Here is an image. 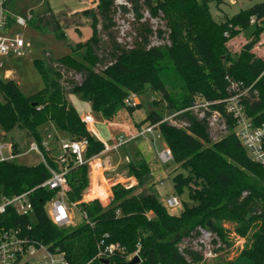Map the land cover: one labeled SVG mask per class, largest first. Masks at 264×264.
<instances>
[{
    "label": "trees",
    "instance_id": "16d2710c",
    "mask_svg": "<svg viewBox=\"0 0 264 264\" xmlns=\"http://www.w3.org/2000/svg\"><path fill=\"white\" fill-rule=\"evenodd\" d=\"M122 1L95 0L94 7L81 11L91 28L87 39L68 43L70 51L61 56L44 50L41 57L33 59L44 82L39 90L26 95L14 79L0 78V137L14 139L7 135L20 129L23 138L40 141L41 127L50 124L61 137L86 139L84 158L89 159L105 145L88 130L69 95H79L110 120L122 108L132 113L142 107L141 101L129 104L126 99L158 94L136 128L156 124L177 164L171 177L175 192L180 195L186 189L188 201L182 200L180 211L174 213L158 200L152 190L150 165L139 150L134 151L136 158L129 157L123 166L126 174L136 178V184H113L107 205L98 198L82 201L89 182L88 163L74 164L70 157L60 163L54 155L56 141L50 149H43V155L52 168H68L67 199L76 203L83 221L75 226L55 225L45 209L56 190L36 187L49 177L48 168L41 161L26 164L11 160L0 161V198L35 187L30 197L33 215H18L9 209L0 214V224L23 228L31 224L30 237L62 252L65 264H94L103 259L108 260L104 264H127L134 252L139 258L134 264H200L204 261L201 250L188 245L180 250L184 239L191 242L198 238L199 227L218 238L214 250L229 248L234 238L241 239L236 256L263 264L264 165L253 161L235 136L236 121L225 112V103L235 93L231 82L249 87L241 97L245 110L255 124L264 122V58L243 47L232 51L228 45L251 23L255 25L251 40L260 39L264 1L220 20L213 18L209 3L218 6L223 0ZM32 12L28 25L67 41L59 17L48 6L34 7ZM118 12L132 14L129 42L118 35ZM145 12L162 13L169 45H150L154 31ZM199 101L212 102L209 108L225 117L226 131L216 140L210 137L209 112L199 118L191 108ZM165 112H178L174 117L184 124L163 120ZM96 162L91 165L93 180L99 173ZM85 193L107 200V190L103 192L101 186L94 185ZM109 244L117 246L111 253L105 250Z\"/></svg>",
    "mask_w": 264,
    "mask_h": 264
},
{
    "label": "built area",
    "instance_id": "2783aa9c",
    "mask_svg": "<svg viewBox=\"0 0 264 264\" xmlns=\"http://www.w3.org/2000/svg\"><path fill=\"white\" fill-rule=\"evenodd\" d=\"M234 1L235 0H233V2ZM15 2L16 0H0V68L3 67L1 58L23 55L25 50L30 46L29 41L22 33L16 30V27L24 28L28 26V22L33 17L32 9L34 7L29 6L23 11L18 12L14 8ZM118 2L123 1L118 0ZM144 17L150 18L149 13L145 12ZM253 21L254 17L251 18L250 22ZM232 84L234 85L232 86ZM230 88L235 90V93L231 94L226 99L225 112L232 115L236 121L233 129L234 134L240 139L249 157L253 161L264 165V122L255 124L252 118L247 114L245 105L241 100V97L247 93L249 87H245L241 90L236 82H231ZM126 102L135 104L138 101H135L132 96L126 99ZM211 103L212 102L209 101H199L191 108L196 110V114L199 118L205 116V111L209 112L207 121L210 137L216 140L226 131V120L219 110L209 108ZM177 113L178 112L175 114ZM81 119L86 124L93 122V117L90 114L83 115ZM163 120H165V118ZM155 125L156 124H146L140 127L135 133H131L127 139H119L110 147L105 145L103 150L120 147L138 136L145 137L147 133L153 134L156 129ZM23 140V143H20L19 140L0 137V161L17 160L18 158L28 156L32 153L39 156L40 159L38 161L44 163L50 175L36 187H47L56 190V195L46 204V213L49 219L57 226L71 225L70 219L73 214L72 207L75 208L76 203H69L67 199L65 174L68 168L66 166H63L60 170L52 168L48 165L43 155V149H50L51 144L57 141L56 138H54L51 131L46 130L41 132L40 141L28 139L26 137H24ZM15 142L18 144L16 147L14 145ZM57 145L59 144L57 143ZM86 145V139H62L60 147L63 153L58 157V161L64 163L68 157H70L74 164L88 162L90 158H84ZM154 158L162 164H167L172 160V154L170 149L165 146V148L161 150H155ZM34 189L35 187L14 195L2 196L0 198V214L10 209L18 215L32 216L33 206L30 197ZM164 205L171 210L176 206H180L181 201L177 196L172 195L165 199ZM30 229L31 224H27L25 228L19 225L5 227L0 224V264H65L63 253L52 250L48 245L30 237L28 234ZM198 229V238L191 240L198 245V248L192 245H190V247L201 250L203 259L217 257L218 251L214 250V248L219 245L218 238L206 228L199 227ZM213 239L217 240L216 244L213 242ZM183 245L182 243L180 244V250H182ZM116 247L115 244H109L106 246L105 250L107 253H111ZM133 254L135 256L137 252Z\"/></svg>",
    "mask_w": 264,
    "mask_h": 264
},
{
    "label": "rangeland",
    "instance_id": "374dc122",
    "mask_svg": "<svg viewBox=\"0 0 264 264\" xmlns=\"http://www.w3.org/2000/svg\"><path fill=\"white\" fill-rule=\"evenodd\" d=\"M41 1V0H40ZM264 0H223L218 6L215 5V2H210V12L215 20H220L222 18L229 17L232 14H235L241 9H245L256 2H261ZM44 1L42 0L41 3L37 6L38 8L44 7ZM24 6H20V10L23 9ZM147 16V14H146ZM150 16V23L153 25L154 34L150 37V45L155 46H164L169 45L168 40V33L169 29L166 28L165 22L162 17V13L158 12L157 14H149ZM133 21L132 14L126 13L121 14L120 12L115 14V22L117 23L118 27L117 30L119 31L118 35L120 40H125L127 42L130 41L131 37L133 36V32L130 31V25ZM263 32L260 35V39L258 41L251 40L250 33L254 29L255 25L253 23L250 26L240 32V34L232 39L229 42V47L232 51H238L241 47H243L247 43H251V47L249 50L252 52L261 55L264 58V21L262 23ZM17 31L22 33L24 37L29 41L30 46L28 49L25 50L23 55H14L11 57H3L1 61L3 62V67L0 68V78L2 79H14L21 91L28 95L31 94L44 86L43 79L38 72L36 66L33 63L34 58H39L42 56L43 51L47 50L52 53L54 57L61 56L62 54L68 53L70 51V47L68 43L72 45L76 43L77 37L79 33L74 29H69L68 32L66 31L67 41L59 40L52 34L41 33L34 27L28 25L27 27H16ZM86 34V33H84ZM125 38V39H124ZM75 79L80 81L81 76L80 74H76ZM234 84H232L233 86ZM238 88V87H237ZM240 88V87H239ZM244 88H241L243 90ZM240 90V91H241ZM135 101H141L142 107L136 109L132 113L128 112L126 109H120L110 120H105L100 112L93 110L88 103V101L84 100L77 94L69 95L71 102L76 107L78 112L85 113L89 112L90 115L93 117V122L87 123L86 126L88 130L92 133V135L99 140H101L105 145H112L116 143L119 139H127L132 132L136 131V124L140 123L142 119L145 117L146 112L152 108L151 100L153 97L158 98V94H153L148 96L147 98H141L138 96H133ZM1 99V93H0ZM194 113H197L194 109ZM175 113H168L165 112V120H167L172 125L181 126L183 122L178 121L174 117ZM83 116V115H82ZM81 116V117H82ZM199 117V116H198ZM146 123L142 124L145 126ZM51 131L54 138L57 139V143L59 144L57 148L54 150V155L59 157L63 150L61 149V140L65 139L61 137L57 131L54 129L53 126L50 124L41 127L40 131ZM23 131L20 129H15L10 132L7 136L18 139L20 143H23ZM153 135L154 141L150 140L151 134L147 133L146 137L138 136L134 140L128 141L124 146H120L117 150H113L109 152L110 158L112 160L116 159L117 156L114 154L118 152L123 154L125 157L126 155H131L129 157H134V151H141L142 154L145 156L148 163H150V167L154 170L153 175V185L152 190L154 191L156 197L159 201L163 204L165 199L169 196H177L180 201H188V194L187 190L184 189L180 195H177L175 189L173 187V183L171 177L176 172L177 164L171 160L167 164H162L160 161L152 159V155H154L155 150H161L165 148L166 144L164 145V140L162 139L161 135L159 134L158 130H154ZM216 139V138H215ZM40 159L39 156L32 153L28 156H24L18 158L17 161L21 163L31 164L35 163ZM102 161L97 159L96 167L100 172V166ZM125 165V164H124ZM123 163L119 165V172L126 173L124 169ZM104 174L107 177H114L113 173L110 170V166H107L104 169ZM117 179H114V182ZM119 180V179H118ZM121 181V180H119ZM124 181V180H123ZM161 181V183H160ZM105 183L107 180H105ZM102 191L106 192L107 187L101 186ZM84 191V190H83ZM110 200L102 201L103 205H107ZM171 212L178 213L180 211V206H176L170 210ZM72 217L70 219L71 226L79 225L83 221L82 214L72 207ZM231 229V227H230ZM231 237L233 233H230ZM234 236V235H233ZM184 245H192L198 248V245L195 242H186L184 239L182 241ZM242 245L241 239L234 238V243L229 248H224L218 251L217 257L215 258H205L204 261L200 264H254V261L247 256H236L237 255V247ZM94 264H104L101 262H97ZM264 264V263H263Z\"/></svg>",
    "mask_w": 264,
    "mask_h": 264
},
{
    "label": "crops",
    "instance_id": "0c3cea01",
    "mask_svg": "<svg viewBox=\"0 0 264 264\" xmlns=\"http://www.w3.org/2000/svg\"><path fill=\"white\" fill-rule=\"evenodd\" d=\"M41 1L40 0H16V2H15L16 4H15L14 8L16 9V11L21 12L29 6L37 7L41 3ZM43 1H44L45 6H48L51 9V11L59 17V22L62 25V27L64 28L65 34H66V31L68 32L69 29H74L79 33V36L77 37L76 42L84 41L85 39H87L91 35V28L89 25V21L81 13V11L84 9H87V8L94 7L95 0H43ZM21 5L24 6L22 10H20ZM84 33H86V34H84ZM69 44H71V43H69ZM70 101H71V99H70ZM79 114L82 116V115H86V114H90V113L89 112H85V113L79 112ZM140 127H142V125ZM136 131H137V128H136ZM135 132H132V133H135ZM145 137H146V135H145ZM154 137H155V135L151 134L150 140L152 142L154 141ZM112 145H114V144H112ZM112 145H107V146L110 147ZM124 145H122V146H124ZM164 145H165V143H164ZM117 148H110L109 150H102L98 155L90 158L89 161L87 162L88 163L89 182H88V186L82 192V201H89L93 198H98L100 200V202H102V200L100 199V197L98 195H96V194H89L88 195V193L87 194L85 193V192L90 193V189H92L94 185H96L97 187L106 186L107 187V200H110L112 197L111 186L113 184L119 182L125 186H131V185H134L137 183V180L134 176L128 175L124 172H119V165L121 163H123V165L128 163L129 156H131V155H129V156L126 155L124 157L123 154L115 152L114 154L117 156V158L114 160H112V158H110L111 155L108 153L113 151V150H117ZM153 158H154V155H152V159ZM95 159L101 160L102 163L100 166V169H101L100 172L96 175V179L93 180L92 179V173H91V165H92V161ZM107 166H110V170L113 173L114 177L105 176L104 169ZM150 169H151L152 175H154L153 168L150 167ZM114 179H117V180L112 182ZM118 179L121 181H119ZM105 180H107V182H109V183H105Z\"/></svg>",
    "mask_w": 264,
    "mask_h": 264
},
{
    "label": "water",
    "instance_id": "95a60500",
    "mask_svg": "<svg viewBox=\"0 0 264 264\" xmlns=\"http://www.w3.org/2000/svg\"><path fill=\"white\" fill-rule=\"evenodd\" d=\"M250 47H251V43H247V44H245V45L243 46V49H245V50H249ZM84 190H85V189H84ZM210 223H211V220L208 219V220H207V225H210ZM138 259H139L138 256L135 255V256H133V257L127 262V264H134V263H136V262L138 261ZM101 262H103V263H108V260H107V259H103V260H101Z\"/></svg>",
    "mask_w": 264,
    "mask_h": 264
}]
</instances>
